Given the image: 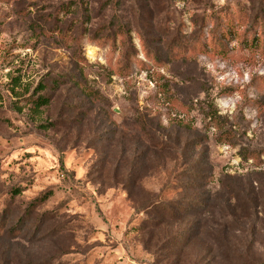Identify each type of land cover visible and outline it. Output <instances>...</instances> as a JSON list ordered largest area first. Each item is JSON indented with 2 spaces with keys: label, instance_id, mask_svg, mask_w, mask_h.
Returning a JSON list of instances; mask_svg holds the SVG:
<instances>
[{
  "label": "rangeland",
  "instance_id": "obj_1",
  "mask_svg": "<svg viewBox=\"0 0 264 264\" xmlns=\"http://www.w3.org/2000/svg\"><path fill=\"white\" fill-rule=\"evenodd\" d=\"M262 185L264 0H0V264L263 260Z\"/></svg>",
  "mask_w": 264,
  "mask_h": 264
},
{
  "label": "trees",
  "instance_id": "obj_2",
  "mask_svg": "<svg viewBox=\"0 0 264 264\" xmlns=\"http://www.w3.org/2000/svg\"><path fill=\"white\" fill-rule=\"evenodd\" d=\"M49 104V99L46 97H39L36 101H34V106L36 108H41L43 106H47ZM259 174V173H258ZM259 175H262L259 174ZM260 193L263 194L264 198V185H262V188L259 189ZM19 194V193H18ZM261 213L264 214V202H262L260 205ZM260 214V213H259ZM3 215V213H2ZM261 231L264 230V219L260 221ZM264 236V235H262ZM257 237V233L254 232L253 242L251 243L253 246L257 244V242L254 241V239ZM251 245V246H252ZM259 247H261L264 250V239L261 240L260 243H258ZM219 246H227L225 244L219 245ZM250 251H244L242 253H237L236 250H231L230 248L225 250H220L217 254L218 258L220 260H224L228 264H264V259L262 260L260 256H258L256 253L254 254V251H252V247H250ZM224 258H221L223 257ZM262 260V261H261Z\"/></svg>",
  "mask_w": 264,
  "mask_h": 264
}]
</instances>
